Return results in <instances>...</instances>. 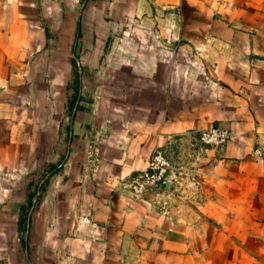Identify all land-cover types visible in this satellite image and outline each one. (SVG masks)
Masks as SVG:
<instances>
[{"label":"crops","instance_id":"1","mask_svg":"<svg viewBox=\"0 0 264 264\" xmlns=\"http://www.w3.org/2000/svg\"><path fill=\"white\" fill-rule=\"evenodd\" d=\"M0 264H264V0H0Z\"/></svg>","mask_w":264,"mask_h":264},{"label":"built area","instance_id":"2","mask_svg":"<svg viewBox=\"0 0 264 264\" xmlns=\"http://www.w3.org/2000/svg\"><path fill=\"white\" fill-rule=\"evenodd\" d=\"M199 140L204 146L216 150L223 148L231 139V131L220 127H212L199 132ZM172 164L168 149L165 146L156 148L150 157L148 168L136 174L128 183L134 196L149 198L159 196L163 182L172 183L176 178L172 175Z\"/></svg>","mask_w":264,"mask_h":264},{"label":"water","instance_id":"3","mask_svg":"<svg viewBox=\"0 0 264 264\" xmlns=\"http://www.w3.org/2000/svg\"><path fill=\"white\" fill-rule=\"evenodd\" d=\"M168 184H169L168 181H164V182H163V185H164V186H168Z\"/></svg>","mask_w":264,"mask_h":264}]
</instances>
